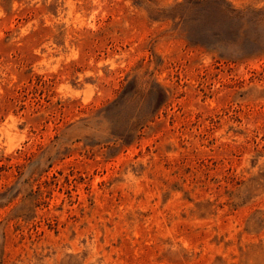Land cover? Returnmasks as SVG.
I'll return each instance as SVG.
<instances>
[{
  "label": "rangeland",
  "instance_id": "obj_1",
  "mask_svg": "<svg viewBox=\"0 0 264 264\" xmlns=\"http://www.w3.org/2000/svg\"><path fill=\"white\" fill-rule=\"evenodd\" d=\"M0 264H264V0H0Z\"/></svg>",
  "mask_w": 264,
  "mask_h": 264
}]
</instances>
